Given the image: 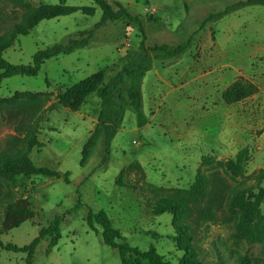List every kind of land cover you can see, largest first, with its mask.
Masks as SVG:
<instances>
[{"label":"rangeland","instance_id":"rangeland-1","mask_svg":"<svg viewBox=\"0 0 264 264\" xmlns=\"http://www.w3.org/2000/svg\"><path fill=\"white\" fill-rule=\"evenodd\" d=\"M65 1L69 5L94 6L95 12L86 15L76 11L41 20L28 34L15 38L3 52L4 58L13 64H28L37 50L66 44L69 39L78 38L80 31L95 29L102 11L93 0ZM108 1L120 2L131 15L139 17L147 47L160 46L166 50L191 39L190 48L182 55L185 64L190 57L205 58L207 55L203 52L206 49L210 55V49L217 44L212 29L219 32V46H225L231 43L235 36L233 31L238 32L237 26L242 20L245 27L236 35L238 37H249L253 29L264 26V6L258 4L238 7L207 19L209 14L221 12L241 0ZM58 2L0 0V33L20 22L27 6ZM149 15L151 20L147 18ZM257 17L263 20L262 25L256 22ZM140 39L138 26L127 25L126 20L108 21L95 29L86 47L47 59L37 75H13L0 80V98H8L15 92H33L38 95L19 96L18 99L21 103L45 99V106L36 114L32 112L31 117L20 112L19 119L23 124L20 134L36 127V137L43 146L33 147L29 158L36 166L60 173L59 177L17 175L13 182L0 180L3 191L9 189L15 198H27L35 212L32 218L0 235L3 242L18 246L28 244L41 227H46L56 216L62 217L57 245L47 254L49 238L41 240L32 264H122L118 250L103 243L101 227L94 223L98 230L95 232L88 226L89 210H104L131 246L145 250L153 245L166 259L177 262L183 251L173 239L172 217L169 213L153 214L154 204L163 200L191 204L187 190L198 170L208 177L222 175L230 186L246 184L256 187L262 184L256 177L259 169L250 170L249 160L243 176L224 173V161L247 145L239 146L235 153L204 155L212 160L203 162L199 159L200 150L193 147L199 142L186 137L193 120L186 113L184 89H181L183 94L160 95L159 102L149 112L144 110L146 120L142 126L137 125L135 111L128 105L119 131L112 140L108 159H103L105 152L99 139L86 163L80 165L82 145L88 136L87 128L96 121L99 99L95 94L90 95L85 105L93 107L94 111L79 115L62 106L58 94L100 68L105 71L106 82L139 51ZM156 53L159 57H152L153 68L177 60L166 57L164 51ZM211 67L214 66L211 64ZM185 81L186 75L181 76L180 83ZM154 110L158 113L152 117ZM3 116L1 111L0 150L7 136L15 133ZM179 133L182 134L176 138ZM133 162L142 171L135 166L129 167ZM65 172H69V182L63 179ZM78 201L80 205H77ZM232 232V220L223 221L220 217L217 221L204 219L199 222L193 232L192 244L201 264H264V240L247 243L235 238ZM0 264H25V253L0 249Z\"/></svg>","mask_w":264,"mask_h":264},{"label":"trees","instance_id":"trees-1","mask_svg":"<svg viewBox=\"0 0 264 264\" xmlns=\"http://www.w3.org/2000/svg\"><path fill=\"white\" fill-rule=\"evenodd\" d=\"M93 1L102 11L95 29L108 21L126 20L127 25L138 26L141 39L139 51L135 56L124 63L121 69L106 82H104L105 71L100 68L58 94L62 106L72 111L78 110L90 94H95L99 99L96 123L82 145L79 161L81 166L86 163L99 139L102 140L105 152L103 159H108L112 140L119 130L128 105L132 106L135 111L137 125L145 124L142 79L151 68L152 57H159L156 52L164 51L166 57L178 59L186 53L192 43L189 39L183 44L166 50L160 46L147 47L145 46L143 27L138 16L131 15L127 8L118 1ZM255 4L264 6V0H241L227 6L221 12L209 14L207 19L224 15L238 7ZM76 11L92 15L95 12V7L69 5L65 0H59L55 4L40 3L27 6L22 13L21 21L14 23L7 31L0 33V80L13 75L35 76L47 59L86 47L94 35L95 29L80 31L78 38H71L66 44H54L37 50L32 56V61L28 64H13L3 56L5 49L13 44L17 36L28 34L41 20L69 15ZM147 18L151 20L152 16L149 15ZM149 51L153 52L154 55L152 56ZM256 91L255 84L240 77L222 91L221 97L225 104H232L254 94ZM37 95L33 92H15L8 98H0V113L1 111L4 113L3 118L6 124L15 131L14 134L7 136L3 148L0 150V180L13 182L17 175L60 176L56 170L36 166L29 158V153L33 147L43 146V143L36 137L37 128L30 127L24 134H20L23 125L19 119L20 112L22 111L26 116L31 117L32 112L36 114L45 106V99L36 98L21 103L18 97H36ZM17 120L19 121L17 122ZM209 159L212 160L213 158L202 156L201 161L204 162ZM249 159V147L240 148L232 158L225 160L222 164L225 175L243 176ZM131 166L142 171V168L135 162L129 165V167ZM68 176L69 172H65L63 176L65 182H69ZM256 177L262 183L256 187L246 184L230 186L224 176L211 174L208 177L198 170L187 190L191 204L176 200H163L152 206L153 214L169 213L172 217L171 224L175 230L173 239L176 241L177 247L183 251L182 257L177 262L166 259L153 245L145 250L131 246L121 231L113 226L110 217L104 210L97 212L89 210L87 224L95 232L98 230L94 223L101 227L103 243L118 250L122 264H201L192 244L193 232L201 220L217 221L220 217L223 221L232 220V235L235 238L242 239L247 243L263 242L264 170L259 169ZM77 205H80L79 201ZM34 214L31 202L27 198H15L9 189L3 191L0 182V235L18 227L25 220L32 218ZM61 221L62 217L56 216L46 227L39 229L36 237L22 246L3 242L0 238V249L25 253V264H32L35 249L41 240L46 237L49 238L46 247L47 254L57 245L61 237Z\"/></svg>","mask_w":264,"mask_h":264},{"label":"crops","instance_id":"crops-1","mask_svg":"<svg viewBox=\"0 0 264 264\" xmlns=\"http://www.w3.org/2000/svg\"><path fill=\"white\" fill-rule=\"evenodd\" d=\"M256 22L262 25L263 20L257 17ZM244 27L242 20L237 26L239 33L233 31L235 38L232 37L231 43L225 46H219V32L212 29L217 44L210 49V55L207 49L204 50L203 55H207L205 58L190 57L185 64L182 63L184 56H181L161 68H153L151 64L142 79L143 111L149 112L159 102L160 95L174 96L186 92V113L193 120L186 137L199 142L193 146L200 150L199 159L207 154L235 153L239 146L247 145L252 147H249L250 170H264V26L253 29L249 37L236 36L241 34L240 30ZM202 64L205 65L203 68ZM183 75H186V81L181 84ZM240 77L255 84L257 91L240 101L225 104L221 97L222 91ZM90 95L75 111L79 115L94 111L93 107L85 105ZM97 103L99 110V100ZM157 113L154 110L152 117L157 116ZM95 123L87 128V134Z\"/></svg>","mask_w":264,"mask_h":264},{"label":"built area","instance_id":"built-area-1","mask_svg":"<svg viewBox=\"0 0 264 264\" xmlns=\"http://www.w3.org/2000/svg\"><path fill=\"white\" fill-rule=\"evenodd\" d=\"M153 9V8H152ZM149 9H146V11H148ZM153 11H155L154 9H153Z\"/></svg>","mask_w":264,"mask_h":264}]
</instances>
